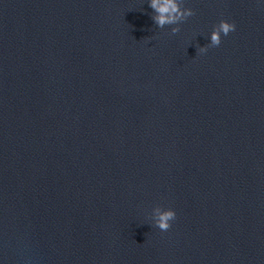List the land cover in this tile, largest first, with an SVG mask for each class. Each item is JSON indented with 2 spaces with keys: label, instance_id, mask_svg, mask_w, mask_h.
I'll return each instance as SVG.
<instances>
[{
  "label": "water",
  "instance_id": "water-1",
  "mask_svg": "<svg viewBox=\"0 0 264 264\" xmlns=\"http://www.w3.org/2000/svg\"><path fill=\"white\" fill-rule=\"evenodd\" d=\"M182 6L0 0L2 264H264V3Z\"/></svg>",
  "mask_w": 264,
  "mask_h": 264
},
{
  "label": "clouds",
  "instance_id": "clouds-1",
  "mask_svg": "<svg viewBox=\"0 0 264 264\" xmlns=\"http://www.w3.org/2000/svg\"><path fill=\"white\" fill-rule=\"evenodd\" d=\"M264 3V0H260ZM149 7L153 10L151 19L157 27L172 25L170 31L176 33L179 31V22L193 15L190 7L182 6V0H147ZM236 25L226 19H220L217 24L212 26L208 33V46H217L221 43V37L227 36L235 31ZM200 52L207 51V46L199 47ZM152 224L161 231H166L171 226V221L175 219L176 212L171 207L154 206L151 210ZM2 264V262H0Z\"/></svg>",
  "mask_w": 264,
  "mask_h": 264
}]
</instances>
